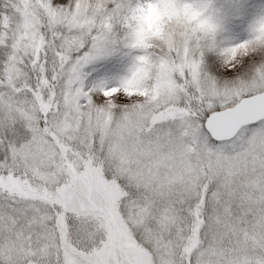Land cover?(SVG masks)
I'll return each mask as SVG.
<instances>
[{
    "label": "snow or ice",
    "instance_id": "snow-or-ice-1",
    "mask_svg": "<svg viewBox=\"0 0 264 264\" xmlns=\"http://www.w3.org/2000/svg\"><path fill=\"white\" fill-rule=\"evenodd\" d=\"M35 169L52 264H264V0H0V177Z\"/></svg>",
    "mask_w": 264,
    "mask_h": 264
},
{
    "label": "rangeland",
    "instance_id": "rangeland-1",
    "mask_svg": "<svg viewBox=\"0 0 264 264\" xmlns=\"http://www.w3.org/2000/svg\"><path fill=\"white\" fill-rule=\"evenodd\" d=\"M237 2V0H227L228 4ZM149 11L145 17V21L152 23V30L154 31L161 16L159 8H153L151 15ZM31 12L27 11L25 16H30ZM243 39L244 37H239ZM143 76V72L138 74V78ZM140 90L138 88V81L130 82L128 91L130 93ZM35 179H20L19 176H11L7 180L2 179L1 183L7 189L0 190V234L4 233L5 220L8 224L14 225L18 230L24 233L27 242V247L24 251L35 257L29 261V264H50L54 259V248L41 243L35 236L38 231V226L33 222L35 217H42L45 215V204L50 202L52 194L49 185L59 177L55 174L54 170L35 169L32 175ZM28 178V177H27ZM9 186V187H8ZM32 186L35 189H31ZM11 188L12 190H10ZM7 192L10 196L14 197L17 203L15 207L9 204V211L5 213L3 194ZM76 250V249H74ZM142 255V254H141ZM100 257L95 264H103L104 253H98Z\"/></svg>",
    "mask_w": 264,
    "mask_h": 264
},
{
    "label": "clouds",
    "instance_id": "clouds-1",
    "mask_svg": "<svg viewBox=\"0 0 264 264\" xmlns=\"http://www.w3.org/2000/svg\"><path fill=\"white\" fill-rule=\"evenodd\" d=\"M208 3L214 7L215 9L218 10H223L224 12H227L229 10V4L227 3V0H208ZM153 9V7L150 5L149 7V15H151V10ZM144 30L145 31H153L152 30V23L148 22L147 20L145 21V26H144ZM155 30L157 29V26L155 28ZM5 233L0 234V240H3V238L5 237ZM50 264H52V262H50Z\"/></svg>",
    "mask_w": 264,
    "mask_h": 264
},
{
    "label": "bare ground",
    "instance_id": "bare-ground-1",
    "mask_svg": "<svg viewBox=\"0 0 264 264\" xmlns=\"http://www.w3.org/2000/svg\"><path fill=\"white\" fill-rule=\"evenodd\" d=\"M12 175H9V177H11ZM8 177V178H9ZM13 177H15V176H13ZM20 179H22L23 177H19ZM25 178V177H24ZM27 178V177H26ZM2 179H4L3 177H0V183H1V181H2ZM4 189H7L4 185H2V184H0V190H4ZM31 189H35L33 186H32V188ZM8 190V189H7ZM12 190V189H11Z\"/></svg>",
    "mask_w": 264,
    "mask_h": 264
},
{
    "label": "trees",
    "instance_id": "trees-1",
    "mask_svg": "<svg viewBox=\"0 0 264 264\" xmlns=\"http://www.w3.org/2000/svg\"><path fill=\"white\" fill-rule=\"evenodd\" d=\"M27 11H29L27 8L25 9V14L27 13ZM30 12V11H29ZM20 177V176H19ZM26 179H35L33 176H29ZM9 187V186H8ZM11 190V188H9Z\"/></svg>",
    "mask_w": 264,
    "mask_h": 264
}]
</instances>
